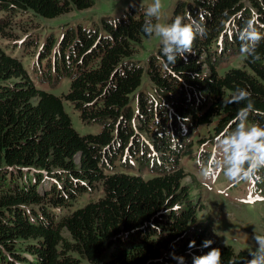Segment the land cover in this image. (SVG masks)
I'll return each instance as SVG.
<instances>
[{
	"label": "trees",
	"instance_id": "trees-1",
	"mask_svg": "<svg viewBox=\"0 0 264 264\" xmlns=\"http://www.w3.org/2000/svg\"><path fill=\"white\" fill-rule=\"evenodd\" d=\"M94 4L0 0V12L52 19ZM177 15H190L205 34L194 42V54L167 67L160 44L146 68L133 59L149 39L141 30L144 10L131 6L118 19L68 28L40 75L53 85L70 79L61 97L38 89L21 61L0 50V264H179L173 256L193 264L212 248L221 250L223 264H247L243 251L202 246L179 159L191 154L198 127L211 126L216 139L235 127L246 103H227L237 88L249 91L259 110L249 120L264 124V40L253 63L241 55L239 39L249 19L264 32V0L248 6L243 0L179 1L168 22ZM53 46L49 38L39 57ZM232 59L241 63L221 69ZM144 74L154 98L137 91ZM63 101L101 131L79 135ZM130 158L139 172L148 168L156 176L106 173L117 162L128 167ZM97 187L98 200L55 213Z\"/></svg>",
	"mask_w": 264,
	"mask_h": 264
},
{
	"label": "rangeland",
	"instance_id": "rangeland-1",
	"mask_svg": "<svg viewBox=\"0 0 264 264\" xmlns=\"http://www.w3.org/2000/svg\"><path fill=\"white\" fill-rule=\"evenodd\" d=\"M179 1L191 4L194 0H164V10L168 20L172 16L175 4ZM243 1L246 6L249 5V0ZM150 3L152 0H95V4L89 9L79 11L72 8V11L52 19L35 15L31 11L0 12V50L21 61L38 89L61 97L68 92L70 79H61L58 84L53 85L42 83L40 75L48 60L53 61L58 42L64 32L68 28L77 26L92 28L102 17L115 20L131 6L144 10ZM49 38L54 40L51 53L39 57ZM158 46V38L143 40L133 56L134 61L146 68L149 57L156 53ZM239 61L240 59H232L225 66L221 64L220 67L224 66L221 69L226 71L229 67L239 65L241 63ZM137 91L143 92L150 99L156 97L154 88L145 74ZM63 106L79 135L97 134L101 131L102 127L99 124H84L79 118L78 111L69 102L63 101ZM190 140L191 154L180 157L179 167L187 175L183 184L189 190L190 199L196 210V223L192 228L204 236V241L211 240L214 246L231 247L235 252L243 251L249 256L254 247V230L258 233L264 232V185L258 186L255 183L234 185L220 171L205 178L201 175L199 161L210 163L215 156L216 137L212 127H198L192 132ZM133 163L124 167L117 162L112 170H107L106 173L123 172L141 175L145 179L156 176V172L149 171L145 167L139 172L137 165ZM43 186L44 189L41 191L47 189V184ZM101 196L102 189L97 187L81 196L71 206L56 209L55 213L59 217L67 215L70 211L87 202L96 201Z\"/></svg>",
	"mask_w": 264,
	"mask_h": 264
},
{
	"label": "clouds",
	"instance_id": "clouds-1",
	"mask_svg": "<svg viewBox=\"0 0 264 264\" xmlns=\"http://www.w3.org/2000/svg\"><path fill=\"white\" fill-rule=\"evenodd\" d=\"M142 32L147 38H158L165 59V66L175 65L178 59H186L193 53L194 42L198 36L205 34L204 27L191 16L177 15L168 22L164 10V0H152L144 9ZM241 41L240 52L245 60L255 63L261 59L256 51L257 45L264 40V32L257 27L255 19H249L239 31ZM234 118L235 127L225 131L215 141L214 158L210 163L199 161L201 175L208 178L217 171L223 173L226 179L234 185L247 183L249 185H264V124L250 121L249 116L259 111L251 99V93L243 88H237L227 103L240 104ZM254 247L249 253L247 264H264V232L254 230ZM211 240L203 242L204 248L212 245ZM195 246V241L189 247ZM184 264L183 257L173 256ZM193 264H223L222 252L212 248L201 256L193 257ZM235 264V261H233Z\"/></svg>",
	"mask_w": 264,
	"mask_h": 264
}]
</instances>
